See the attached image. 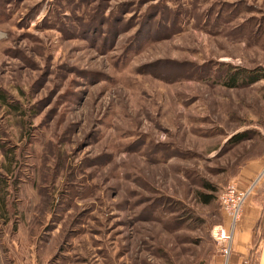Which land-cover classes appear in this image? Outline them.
Returning a JSON list of instances; mask_svg holds the SVG:
<instances>
[{"label": "rangeland", "instance_id": "374dc122", "mask_svg": "<svg viewBox=\"0 0 264 264\" xmlns=\"http://www.w3.org/2000/svg\"><path fill=\"white\" fill-rule=\"evenodd\" d=\"M0 95L3 242L211 264L218 197L264 152V0H0Z\"/></svg>", "mask_w": 264, "mask_h": 264}, {"label": "crops", "instance_id": "0c3cea01", "mask_svg": "<svg viewBox=\"0 0 264 264\" xmlns=\"http://www.w3.org/2000/svg\"><path fill=\"white\" fill-rule=\"evenodd\" d=\"M234 183L242 191H252L234 229L229 215L223 212L220 225L233 230L232 251L226 257L219 245L211 264H264V152L240 168ZM5 205L6 200L0 199V213ZM1 228L0 264H48L49 246L36 241L28 227L24 233L16 231L17 240L8 242H3Z\"/></svg>", "mask_w": 264, "mask_h": 264}, {"label": "built area", "instance_id": "2783aa9c", "mask_svg": "<svg viewBox=\"0 0 264 264\" xmlns=\"http://www.w3.org/2000/svg\"><path fill=\"white\" fill-rule=\"evenodd\" d=\"M251 191L252 189L242 191L238 188L237 183H232L220 194L221 209L229 215L233 229L242 215L245 200ZM214 236L219 245L222 246L223 254L228 257L232 251L233 230H228L219 225L215 228Z\"/></svg>", "mask_w": 264, "mask_h": 264}, {"label": "trees", "instance_id": "16d2710c", "mask_svg": "<svg viewBox=\"0 0 264 264\" xmlns=\"http://www.w3.org/2000/svg\"><path fill=\"white\" fill-rule=\"evenodd\" d=\"M239 74V73H238ZM238 74H235V75H233V76H231L228 80H229V82H233L234 83V85L232 86L233 88L234 87H240V86H242V85H244L245 83H244V80L245 81H247V75L245 74V77H242V80L241 79H239V75ZM258 79H259V77L258 76H255V77H250L249 79H248V84H253V83H255V82H257L258 81ZM237 80L241 83V85H239L238 83H236L237 82ZM3 99V96L2 95H0V99ZM4 100V99H3ZM240 136V135H239ZM239 138V139H238ZM238 138H236V140L238 139V141H243V140H245V137L244 136H240V137H238ZM208 187H210L209 185H208ZM200 196H201V200H202V202L203 203H205V204H210V203H212L213 202V200H214V197H211L210 195H205V194H203V193H201L200 194ZM5 198V197H4ZM219 198V197H218ZM220 204V203H219Z\"/></svg>", "mask_w": 264, "mask_h": 264}]
</instances>
